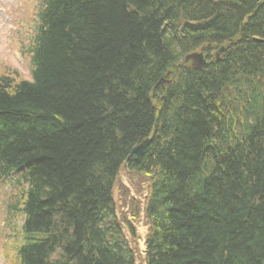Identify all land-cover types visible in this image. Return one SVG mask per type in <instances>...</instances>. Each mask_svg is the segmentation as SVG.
<instances>
[{
	"label": "trees",
	"instance_id": "16d2710c",
	"mask_svg": "<svg viewBox=\"0 0 264 264\" xmlns=\"http://www.w3.org/2000/svg\"><path fill=\"white\" fill-rule=\"evenodd\" d=\"M35 1L31 78L0 75L14 264H138L123 167L144 264H264V0Z\"/></svg>",
	"mask_w": 264,
	"mask_h": 264
},
{
	"label": "rangeland",
	"instance_id": "374dc122",
	"mask_svg": "<svg viewBox=\"0 0 264 264\" xmlns=\"http://www.w3.org/2000/svg\"><path fill=\"white\" fill-rule=\"evenodd\" d=\"M37 7L35 0H0V75L8 76L16 71L21 78L30 80V59L22 54V47L28 46L35 30ZM146 183L145 178L123 167L119 175L118 186L114 190L119 218H126L129 222L135 223L138 233L135 248L139 249L142 255L138 256V264H144V240L147 227L144 219L134 220L133 214L135 206L142 209L146 203L148 194ZM10 190V186H0V264L15 263L12 249L15 243L14 235L19 233L23 224L21 216H18L11 218V224L7 227L6 221L10 217L6 206ZM132 201L135 203L132 204ZM4 250L8 252V258L5 257L4 252L6 251Z\"/></svg>",
	"mask_w": 264,
	"mask_h": 264
},
{
	"label": "water",
	"instance_id": "95a60500",
	"mask_svg": "<svg viewBox=\"0 0 264 264\" xmlns=\"http://www.w3.org/2000/svg\"><path fill=\"white\" fill-rule=\"evenodd\" d=\"M221 51H223V49H221ZM186 62L189 61H194L195 66L194 69L197 71L202 70V68L205 66V60L203 59V54L202 53H197V54H192L186 57L185 59ZM167 81L162 80L157 87L166 84ZM163 101H165V99H162ZM149 144V141H145L144 143H142L141 145H139L138 147L134 148L131 152V155L129 158L134 157L135 159H137L146 149L147 145Z\"/></svg>",
	"mask_w": 264,
	"mask_h": 264
}]
</instances>
